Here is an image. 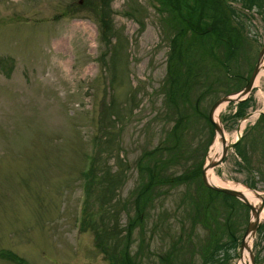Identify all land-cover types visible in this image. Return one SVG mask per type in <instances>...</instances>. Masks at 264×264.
Segmentation results:
<instances>
[{"label":"rangeland","instance_id":"1","mask_svg":"<svg viewBox=\"0 0 264 264\" xmlns=\"http://www.w3.org/2000/svg\"><path fill=\"white\" fill-rule=\"evenodd\" d=\"M224 1L240 33L229 46L165 0H0V264H119L124 247L133 264H238L250 209L197 179H154L135 219L149 182L139 158L181 115L186 151L164 173L211 161L208 111L246 83L264 44V0ZM169 91L187 99L175 106ZM231 102L218 121L236 143L214 173L264 196V69L244 113ZM250 251L264 264V218Z\"/></svg>","mask_w":264,"mask_h":264},{"label":"trees","instance_id":"2","mask_svg":"<svg viewBox=\"0 0 264 264\" xmlns=\"http://www.w3.org/2000/svg\"><path fill=\"white\" fill-rule=\"evenodd\" d=\"M185 2V3H184ZM192 3H189V0H165V3L169 5V11L174 12L175 10H181L183 11V16L185 21L188 26L189 30L193 32L203 31V35L206 36H211L215 41H218L220 44H224L222 42V38H219L216 36L218 35H223L224 31L229 29L230 31H233L232 22H231V15L229 12H233L231 9L232 6L227 5V3L224 0H191ZM242 6L245 9H251L254 6L258 4L256 0H243ZM259 7H262V4L260 3ZM108 26V25H107ZM210 28V29H208ZM237 28V27H236ZM235 28V29H236ZM238 29V28H237ZM104 30V28H103ZM199 34V33H198ZM215 36V37H214ZM171 82L177 81L175 77L172 75L170 76ZM188 81V79L186 80ZM185 81V82H186ZM190 85V81L187 82ZM176 86V85H175ZM174 86V87H175ZM190 87V86H189ZM188 87V89H189ZM172 86L170 87V89ZM186 93V92H185ZM168 95V100L173 102V105L178 106L177 99L178 97H182L185 94L184 93H174L172 91H169L167 93ZM173 95V97H171ZM249 98V97H248ZM187 99L182 97V100ZM244 101V102H243ZM242 103H239V110L237 111L238 114H243V106L246 104L247 99L243 100ZM241 102V101H240ZM197 112V111H196ZM185 131L184 123H183V118L181 115H178L176 122L172 128L169 129V132L164 139V144L155 147L152 150L145 151L142 156L138 160V167H139V172L142 173L144 168H147V173H148V183L142 184L140 187L136 201L139 202L140 200L143 202V205L139 208L138 207V214H137V220L141 219V212L143 211V208L147 205L148 202L152 200V191L150 189L151 186V181L154 179L160 181H167L170 183H180V182H188V181H193L196 180L199 181V187H203V189L206 191V193L209 196H220L222 195L223 197H228L230 196L231 198L235 199L234 196L222 193L220 191H215L210 188H207L204 186L202 180L200 179V174L202 170V163L199 162L197 165H195L192 169H184L181 173L175 174V175H167L164 173L166 166L170 164L172 161L179 160L183 158V154L186 150H181L179 141L183 137ZM155 157V158H154ZM148 158V160L146 159ZM152 161V162H151ZM94 173V167L92 165L89 166L88 171L85 173L87 175ZM159 177V178H157ZM206 207V204L204 205ZM136 220V221H137ZM136 224V222L131 221L129 225V230L133 228V226ZM223 227H226L223 226ZM209 242V241H208ZM118 245H114L113 250L115 251L116 247ZM126 250H123L126 255V260L123 262H120L119 264H133L127 255V247H124ZM106 250V248H104Z\"/></svg>","mask_w":264,"mask_h":264},{"label":"water","instance_id":"3","mask_svg":"<svg viewBox=\"0 0 264 264\" xmlns=\"http://www.w3.org/2000/svg\"><path fill=\"white\" fill-rule=\"evenodd\" d=\"M263 60H264V44L262 45L261 49L258 52L257 61L253 67V70H252L246 84L241 89H239L238 91H235V92H232L228 95H225V96L219 98L218 100H216L212 104V106L210 107V109L208 111L207 117H208L209 121L211 122L212 126L214 127L215 131H221L222 130V128H220V126H219V123L214 120V111H215L216 107H218V105L221 104L223 101L238 102V101L243 100L246 97H248V95L250 94V92L252 91V89L254 87V82H255V79H256L258 73L260 72ZM240 98H242V99H240ZM235 143H236V141L233 142L232 144H228L226 142V140L224 139V137H222L221 153L217 159L208 161L207 163L203 164L202 171H201V179H202L203 184L206 187L213 189L215 191H220V192L226 193L228 195H232V196L238 198L246 206L249 207L250 212H251V219L249 220L246 231L243 234L242 239H241L240 247L242 249V247L244 246V241H245V238L247 237V235L248 234H254V232L257 230V228L260 225L259 214L262 210L263 203H261L259 206H254L244 197V195L240 191L233 189V188H230V187H223V186L214 185L208 180L207 175H206V171L208 170V168H213L216 165H218L219 163H221L227 154L228 147L230 148ZM249 255H250L251 264H255L253 253L250 250H249Z\"/></svg>","mask_w":264,"mask_h":264},{"label":"bare ground","instance_id":"4","mask_svg":"<svg viewBox=\"0 0 264 264\" xmlns=\"http://www.w3.org/2000/svg\"><path fill=\"white\" fill-rule=\"evenodd\" d=\"M263 69H264V60H263L262 65H261L260 72L258 73V75L255 79L254 86L258 82V79L263 74ZM227 102L228 101H225L224 104L218 105V107H216V109L214 111V117L218 123H219L218 113L220 112L222 107H224V105ZM219 126H220V128H222V126L220 124H219ZM226 136H227V133L222 128V130L218 132L216 144L214 145L212 152H210L209 158L211 160H215L219 157L221 150H222V137L226 138ZM210 159H208V160H210ZM206 175H207L208 180L214 185L223 186V187H230V188H233V189L240 191L244 195V197L254 206H259V204L263 203L262 210L259 214V219L264 218V196L260 192L255 191L253 189H250L241 183H233L230 181L222 180L219 176L215 175L213 168H208V170L206 171ZM253 242H254V234H248L247 237L245 238L244 246L241 249V256H240V260H239L238 264H251L249 250L252 249Z\"/></svg>","mask_w":264,"mask_h":264},{"label":"flooded vegetation","instance_id":"5","mask_svg":"<svg viewBox=\"0 0 264 264\" xmlns=\"http://www.w3.org/2000/svg\"><path fill=\"white\" fill-rule=\"evenodd\" d=\"M233 27L235 26V25H232ZM235 28H236V26H235ZM233 28V31H230L229 29H227V30H225L224 31V33H223V35H218V34H216L219 38H222L223 40H222V42L225 44V45H227V46H229L230 45V40H231V38H232V36L234 35V34H240L239 33V31H238V29L236 28ZM208 29H210V28H208ZM189 30V29H188ZM193 32V31H192ZM197 32L199 33V34H202L203 33V31H199V30H197ZM214 41H215V39H213ZM191 87V86H190ZM199 101H200V98H197L196 99V111L198 112L199 111V108L197 107L198 105V103H199ZM199 113V112H198Z\"/></svg>","mask_w":264,"mask_h":264}]
</instances>
